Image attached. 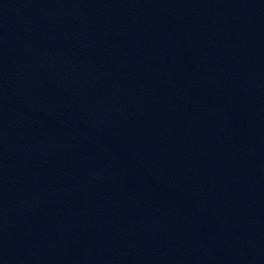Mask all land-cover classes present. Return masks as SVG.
I'll list each match as a JSON object with an SVG mask.
<instances>
[{
  "label": "water",
  "instance_id": "95a60500",
  "mask_svg": "<svg viewBox=\"0 0 264 264\" xmlns=\"http://www.w3.org/2000/svg\"><path fill=\"white\" fill-rule=\"evenodd\" d=\"M0 193L49 264H264V0H0Z\"/></svg>",
  "mask_w": 264,
  "mask_h": 264
}]
</instances>
